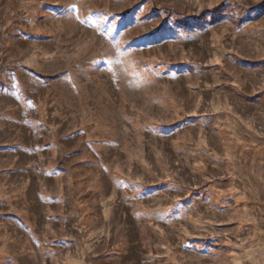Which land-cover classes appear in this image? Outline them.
Segmentation results:
<instances>
[{
	"label": "rangeland",
	"instance_id": "rangeland-1",
	"mask_svg": "<svg viewBox=\"0 0 264 264\" xmlns=\"http://www.w3.org/2000/svg\"><path fill=\"white\" fill-rule=\"evenodd\" d=\"M0 264H264V0H0Z\"/></svg>",
	"mask_w": 264,
	"mask_h": 264
}]
</instances>
